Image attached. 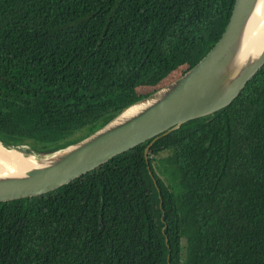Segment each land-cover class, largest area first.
<instances>
[{"label": "trees", "instance_id": "1", "mask_svg": "<svg viewBox=\"0 0 264 264\" xmlns=\"http://www.w3.org/2000/svg\"><path fill=\"white\" fill-rule=\"evenodd\" d=\"M232 3L0 0V144L42 156L90 134L192 67ZM149 142L0 203V264H264V64L144 158Z\"/></svg>", "mask_w": 264, "mask_h": 264}, {"label": "water", "instance_id": "2", "mask_svg": "<svg viewBox=\"0 0 264 264\" xmlns=\"http://www.w3.org/2000/svg\"><path fill=\"white\" fill-rule=\"evenodd\" d=\"M258 3L259 0H233L219 38L180 75L130 103L83 138L48 154L33 155L38 161L34 167L24 172L0 173V203L51 192L150 140L143 149L146 158L150 143L158 136L227 106L264 64V36L257 40L249 32L250 18ZM148 174L153 180L149 170Z\"/></svg>", "mask_w": 264, "mask_h": 264}, {"label": "bare ground", "instance_id": "3", "mask_svg": "<svg viewBox=\"0 0 264 264\" xmlns=\"http://www.w3.org/2000/svg\"><path fill=\"white\" fill-rule=\"evenodd\" d=\"M250 34L256 39L264 36V0H259L257 9L250 18ZM254 32V34L252 33ZM257 39V40H258ZM19 150V149H16ZM37 159L32 154H23L15 150H5L0 146V173L24 172L37 164Z\"/></svg>", "mask_w": 264, "mask_h": 264}, {"label": "rangeland", "instance_id": "4", "mask_svg": "<svg viewBox=\"0 0 264 264\" xmlns=\"http://www.w3.org/2000/svg\"><path fill=\"white\" fill-rule=\"evenodd\" d=\"M178 74H179V70L177 69L176 71H174L173 73H171V74L167 77V79H166L165 82H167V81H169V80L175 78Z\"/></svg>", "mask_w": 264, "mask_h": 264}]
</instances>
